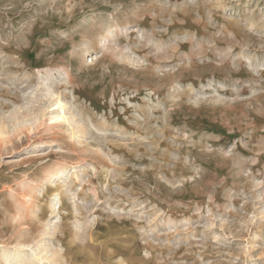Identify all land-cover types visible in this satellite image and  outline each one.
<instances>
[{
	"label": "rangeland",
	"instance_id": "374dc122",
	"mask_svg": "<svg viewBox=\"0 0 264 264\" xmlns=\"http://www.w3.org/2000/svg\"><path fill=\"white\" fill-rule=\"evenodd\" d=\"M0 264H264V0H0Z\"/></svg>",
	"mask_w": 264,
	"mask_h": 264
}]
</instances>
